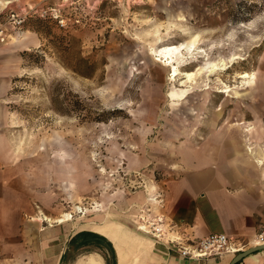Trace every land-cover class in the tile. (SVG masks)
<instances>
[{
  "label": "rangeland",
  "instance_id": "rangeland-1",
  "mask_svg": "<svg viewBox=\"0 0 264 264\" xmlns=\"http://www.w3.org/2000/svg\"><path fill=\"white\" fill-rule=\"evenodd\" d=\"M0 32L11 143L44 211L128 215L120 196L173 177L213 131L240 144L237 121L264 150V0H0ZM163 64L198 88L169 101L182 88Z\"/></svg>",
  "mask_w": 264,
  "mask_h": 264
},
{
  "label": "crops",
  "instance_id": "crops-1",
  "mask_svg": "<svg viewBox=\"0 0 264 264\" xmlns=\"http://www.w3.org/2000/svg\"><path fill=\"white\" fill-rule=\"evenodd\" d=\"M13 43L17 45L20 40ZM168 70V80L178 81L182 88L168 92L169 101L179 102L198 88L197 82L191 83L185 76L172 79L171 67ZM14 75L11 67L0 68V264H107L108 249L113 251L114 264L231 263L236 254L183 258L165 243L139 232L134 226L138 214L135 208L149 204L157 210V197L162 199L159 212L169 226H175L171 232L186 243L225 234L243 246V251L255 246L253 240L264 228V150L251 142L252 128L244 122L231 124L243 128L240 144L234 136L225 138L213 131L197 150L186 148L182 162L172 166L173 177L163 182H143L138 192L120 196L125 210L133 208L128 215L104 211L101 219L89 218L82 224L80 218H70L69 213L42 210L45 200H33L31 180H25L18 162L19 149L11 143L14 117L7 96ZM186 111L196 114L191 108ZM189 137L193 138L191 134ZM237 143L243 147L239 152L234 148ZM101 208L95 203L92 212ZM90 234L103 238L109 247ZM237 264H264V251L252 253Z\"/></svg>",
  "mask_w": 264,
  "mask_h": 264
},
{
  "label": "built area",
  "instance_id": "built-area-1",
  "mask_svg": "<svg viewBox=\"0 0 264 264\" xmlns=\"http://www.w3.org/2000/svg\"><path fill=\"white\" fill-rule=\"evenodd\" d=\"M157 201H160V207L157 210L152 209L149 204L135 208L138 214L134 220V226L139 232L152 237L155 241L165 243L170 250L175 251L179 256L189 259H202L225 254L235 255L243 251V246L225 234H212L195 242L186 243L180 237L173 235L171 231L175 226H169L165 216L159 212L162 200L157 197ZM253 244L264 246V228L255 236Z\"/></svg>",
  "mask_w": 264,
  "mask_h": 264
},
{
  "label": "bare ground",
  "instance_id": "bare-ground-1",
  "mask_svg": "<svg viewBox=\"0 0 264 264\" xmlns=\"http://www.w3.org/2000/svg\"><path fill=\"white\" fill-rule=\"evenodd\" d=\"M176 48L175 47H172V48H163L159 51V54L162 55V57H166L168 60H170V62H172L173 60V55L176 53ZM169 68V67H168ZM174 70V69H173ZM172 70V71H173ZM216 70H222V68H219L217 65H212L211 66V71L210 72H213V71H216ZM173 77L176 76V73L173 72ZM184 76L187 78L188 81H190L194 74L193 73H185ZM240 78L242 79H248L250 80L251 77L249 76V74L247 73H244L240 76ZM253 81V80H252ZM79 211H83L82 209H80L79 207H75L74 208V212H79ZM67 216V215H66ZM69 217L72 218V215L71 213H69ZM67 218V217H66ZM58 222H61V220H58Z\"/></svg>",
  "mask_w": 264,
  "mask_h": 264
},
{
  "label": "water",
  "instance_id": "water-1",
  "mask_svg": "<svg viewBox=\"0 0 264 264\" xmlns=\"http://www.w3.org/2000/svg\"><path fill=\"white\" fill-rule=\"evenodd\" d=\"M257 251H264V246H254L251 248H248L244 251H241L239 253H237L234 258L232 259L230 264H237L238 262H240L243 258H245L246 256L255 253Z\"/></svg>",
  "mask_w": 264,
  "mask_h": 264
},
{
  "label": "trees",
  "instance_id": "trees-1",
  "mask_svg": "<svg viewBox=\"0 0 264 264\" xmlns=\"http://www.w3.org/2000/svg\"><path fill=\"white\" fill-rule=\"evenodd\" d=\"M90 235L95 237L97 240H100V241L104 242L109 247V244L103 238H100L99 236H95V235H92V234H90ZM108 251L110 253V258H109V260H106V263L107 264H114L113 251H112V249H108Z\"/></svg>",
  "mask_w": 264,
  "mask_h": 264
}]
</instances>
